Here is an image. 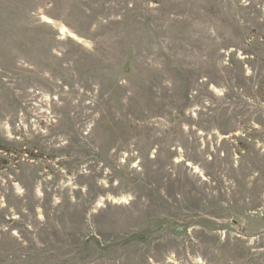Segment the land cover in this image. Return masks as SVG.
I'll use <instances>...</instances> for the list:
<instances>
[{
	"label": "rangeland",
	"instance_id": "rangeland-1",
	"mask_svg": "<svg viewBox=\"0 0 264 264\" xmlns=\"http://www.w3.org/2000/svg\"><path fill=\"white\" fill-rule=\"evenodd\" d=\"M0 264H264V0H0Z\"/></svg>",
	"mask_w": 264,
	"mask_h": 264
},
{
	"label": "bare ground",
	"instance_id": "bare-ground-1",
	"mask_svg": "<svg viewBox=\"0 0 264 264\" xmlns=\"http://www.w3.org/2000/svg\"><path fill=\"white\" fill-rule=\"evenodd\" d=\"M64 32H65L64 29H62V30H61V33H64Z\"/></svg>",
	"mask_w": 264,
	"mask_h": 264
}]
</instances>
